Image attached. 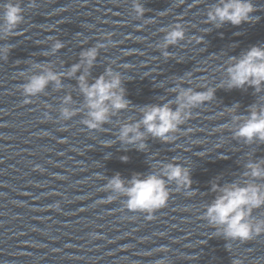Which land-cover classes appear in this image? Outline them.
Masks as SVG:
<instances>
[{"label": "water", "instance_id": "95a60500", "mask_svg": "<svg viewBox=\"0 0 264 264\" xmlns=\"http://www.w3.org/2000/svg\"><path fill=\"white\" fill-rule=\"evenodd\" d=\"M20 2L23 23L0 41L11 48L0 61V264H264V234L246 243L229 241L203 219L217 195L213 182L243 183L246 164L264 161V144L234 138L237 124L229 112L235 104L241 117L253 105L264 108V91L219 87L230 58L264 46V0H252L254 22L219 29L206 23L217 0ZM136 2L145 9L139 16ZM177 23L185 38L169 46L165 58L160 45ZM56 40L64 47L51 54ZM98 43L106 47L89 83L111 67L121 73L130 102L100 130L82 124L87 112L74 78L62 79L61 90L50 84L39 96H23L22 85L38 74L34 65L66 73ZM177 85L214 89V98L192 110L171 142L148 136L144 151L122 144L120 126L138 121L140 108L171 102L175 109ZM68 95L67 107L79 114L64 121L59 110ZM173 162L189 169L191 187L170 183L168 203L152 220L127 210L123 197L108 201L112 193L105 186L116 174L127 182ZM253 219H264V207Z\"/></svg>", "mask_w": 264, "mask_h": 264}, {"label": "clouds", "instance_id": "9594fccd", "mask_svg": "<svg viewBox=\"0 0 264 264\" xmlns=\"http://www.w3.org/2000/svg\"><path fill=\"white\" fill-rule=\"evenodd\" d=\"M30 6L35 7V0H29ZM134 11L139 16L145 9L139 2L134 3ZM256 11L252 0H217L207 11L206 23L217 29L230 23L239 26L242 23L254 22L252 14ZM24 21V9L20 0H6L0 4V41L5 40L15 32ZM185 31L182 24L177 23L167 30L160 48L165 58L169 57L166 49L184 40ZM104 40H110L105 36ZM196 38V43H202ZM64 45L56 40L52 44L51 54H55ZM105 43H98L80 53V62L74 64L66 73L56 72L51 65H34L38 74L29 76L22 85V94L27 98L41 95L52 84L56 90L63 88L62 79L74 78L78 82L79 92L84 97V108L87 116L82 124L90 131L100 130L110 122L111 117L130 107L123 88V78L120 72L111 67L95 79L91 84L88 77L95 64L100 49ZM11 51L10 46H0V61L7 60ZM225 71L227 79L219 87L232 89L253 88L257 94L264 91V46H252L239 58H230ZM127 68V67H126ZM81 72L79 76L77 73ZM176 93L175 109L172 103L162 105H147L139 109L141 118L136 122L124 123L119 128L118 139L122 144L133 145L138 151L146 149L145 140L148 136L162 142H171L174 134L192 116V110L214 98V89L195 91L193 88H181L177 85L172 89ZM62 103L65 107L59 110L62 120L67 121L79 114V109L67 107L72 104V97L65 96ZM238 104L233 105L229 112L237 124L233 136L243 140L247 145L254 142L264 144V108L256 105L248 109V115H235ZM143 129V131L141 130ZM127 157H121L127 161ZM159 171H153L144 176L134 174L125 181L119 174L113 176L106 184L105 191L111 192L108 201L125 198L123 205L131 212L147 214L146 219L152 220L153 213L165 207L170 192L168 185L175 183L177 187L189 189L192 181L189 169L178 163L159 165ZM244 182H234L220 186L218 182L211 184V191L217 193L215 199L206 206L203 219L216 230L217 235L229 241L246 243L264 234V219H253V212L264 207V184L256 181L264 180V161L249 162L245 166ZM233 264H239L234 261Z\"/></svg>", "mask_w": 264, "mask_h": 264}]
</instances>
